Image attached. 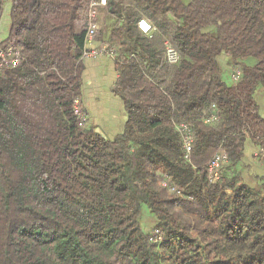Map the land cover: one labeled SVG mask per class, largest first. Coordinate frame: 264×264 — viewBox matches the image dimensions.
<instances>
[{
    "label": "trees",
    "instance_id": "1",
    "mask_svg": "<svg viewBox=\"0 0 264 264\" xmlns=\"http://www.w3.org/2000/svg\"><path fill=\"white\" fill-rule=\"evenodd\" d=\"M92 1L10 0L0 49L21 60L0 70V264H264V176L252 186L239 169L248 139L264 162L255 97L264 89V0L98 8L111 26L94 40L112 52L125 113L108 139L74 113L76 100L85 111ZM142 18L152 33L140 30ZM218 152L228 160L213 182L207 165Z\"/></svg>",
    "mask_w": 264,
    "mask_h": 264
},
{
    "label": "crops",
    "instance_id": "2",
    "mask_svg": "<svg viewBox=\"0 0 264 264\" xmlns=\"http://www.w3.org/2000/svg\"><path fill=\"white\" fill-rule=\"evenodd\" d=\"M10 3V2H9ZM9 7L7 4L5 8ZM10 7L7 11L4 9V13L0 14V42L4 40L9 33L10 29ZM103 46V43L98 40H93L88 48H98ZM223 67L225 71L232 78V73L229 66V57H222ZM84 62V71L82 74V99L83 103L86 104L85 94L90 90L96 88L100 85V95L104 93L108 97L112 98L113 102H120L123 105L120 97L113 93V86L116 82L118 74L116 72L114 58L112 55L108 53H100L95 56H89L83 58ZM100 78V80H97ZM91 90V91H92ZM90 91V95H91ZM112 96V97H111ZM256 100L260 107V113L264 116V89H260L255 94ZM93 99V98H92ZM94 100V99H93ZM120 124L113 123L107 125L108 127L103 129L100 127L106 134L108 138L114 137L116 134L122 131L125 124V117ZM106 131L109 133H106ZM260 147L255 144L251 139H248L245 143L244 154L242 157V161L239 164V169L241 171L243 182L250 184L252 186H256L258 184V178L264 176V167L259 165V159L257 155L260 153Z\"/></svg>",
    "mask_w": 264,
    "mask_h": 264
},
{
    "label": "built area",
    "instance_id": "3",
    "mask_svg": "<svg viewBox=\"0 0 264 264\" xmlns=\"http://www.w3.org/2000/svg\"><path fill=\"white\" fill-rule=\"evenodd\" d=\"M109 3V0H93L90 4L89 9V25L87 30V45H89L95 38V34L100 28V15L98 8L106 7ZM138 26L140 30L145 34H150L154 30L153 25L146 18L140 19L138 22ZM100 53H107L104 46L98 48H88L84 52V57L95 56ZM108 54L112 55L110 51ZM166 58L169 63L176 64L179 62V54L174 47L171 45L166 46ZM21 60L20 53L18 50L13 47H9L7 49H0V70L6 66H15ZM234 79H238L234 77ZM74 113L79 117L80 124L85 123L88 120L87 113L80 107L79 101L76 100L74 104ZM215 118V117H214ZM184 128L185 125L182 124ZM185 149L186 155L189 156V153L192 149V137L189 134L185 135ZM228 160L227 154L224 152H218L215 154L214 158L207 165L209 179L211 181H216L219 178L218 168L226 163ZM166 184V183H165Z\"/></svg>",
    "mask_w": 264,
    "mask_h": 264
},
{
    "label": "rangeland",
    "instance_id": "4",
    "mask_svg": "<svg viewBox=\"0 0 264 264\" xmlns=\"http://www.w3.org/2000/svg\"><path fill=\"white\" fill-rule=\"evenodd\" d=\"M9 2L10 0H0V14L4 13V9L5 11H7L9 7L11 9V2L10 3ZM6 4L9 7L5 8ZM106 17L103 18V15H100V29H104L106 30V32H108L109 27L111 26L110 23L111 20H109L110 18H107V20H105ZM224 79L228 83H233V79L229 76L227 71L224 72ZM97 80H100V78H98ZM91 90L92 89H90L85 94L86 104L83 103L85 111L88 116V121L91 125L99 128L102 127L103 129H105L108 127L107 125L109 124L111 125L115 122L120 124L122 121H124L123 119L125 117V113L121 101L113 102L112 98L107 96L110 94L104 95V93H102L100 95V85H98L92 91ZM90 91H91V95H90ZM106 133L108 132L106 131ZM258 164L264 167L263 161H259ZM142 219H143L144 228L146 230H151L154 228L156 221L153 215L149 212V210L146 207L143 208Z\"/></svg>",
    "mask_w": 264,
    "mask_h": 264
},
{
    "label": "water",
    "instance_id": "5",
    "mask_svg": "<svg viewBox=\"0 0 264 264\" xmlns=\"http://www.w3.org/2000/svg\"><path fill=\"white\" fill-rule=\"evenodd\" d=\"M95 131H96L99 135H101L103 138L108 139V137L106 136L105 132H104L101 128L96 127V128H95Z\"/></svg>",
    "mask_w": 264,
    "mask_h": 264
}]
</instances>
